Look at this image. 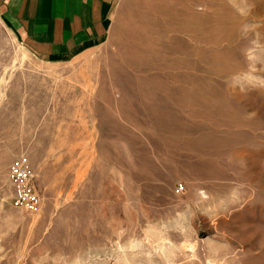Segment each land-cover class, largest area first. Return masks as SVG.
<instances>
[{
  "label": "rangeland",
  "instance_id": "374dc122",
  "mask_svg": "<svg viewBox=\"0 0 264 264\" xmlns=\"http://www.w3.org/2000/svg\"><path fill=\"white\" fill-rule=\"evenodd\" d=\"M0 264H264V0H120L65 63L0 17Z\"/></svg>",
  "mask_w": 264,
  "mask_h": 264
},
{
  "label": "crops",
  "instance_id": "0c3cea01",
  "mask_svg": "<svg viewBox=\"0 0 264 264\" xmlns=\"http://www.w3.org/2000/svg\"><path fill=\"white\" fill-rule=\"evenodd\" d=\"M120 0H0V17L33 54L65 63L99 47Z\"/></svg>",
  "mask_w": 264,
  "mask_h": 264
},
{
  "label": "built area",
  "instance_id": "2783aa9c",
  "mask_svg": "<svg viewBox=\"0 0 264 264\" xmlns=\"http://www.w3.org/2000/svg\"><path fill=\"white\" fill-rule=\"evenodd\" d=\"M9 179L14 187V207L27 212H36L39 208V199L32 184V171L27 158L24 156L16 159L9 168ZM180 186L177 191H181Z\"/></svg>",
  "mask_w": 264,
  "mask_h": 264
}]
</instances>
